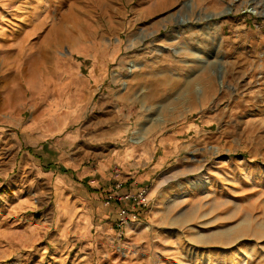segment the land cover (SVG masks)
Returning a JSON list of instances; mask_svg holds the SVG:
<instances>
[{"label": "rangeland", "instance_id": "374dc122", "mask_svg": "<svg viewBox=\"0 0 264 264\" xmlns=\"http://www.w3.org/2000/svg\"><path fill=\"white\" fill-rule=\"evenodd\" d=\"M120 160L173 210L116 238ZM0 264H264V0H0Z\"/></svg>", "mask_w": 264, "mask_h": 264}, {"label": "crops", "instance_id": "0c3cea01", "mask_svg": "<svg viewBox=\"0 0 264 264\" xmlns=\"http://www.w3.org/2000/svg\"><path fill=\"white\" fill-rule=\"evenodd\" d=\"M153 79H154V76H152L151 78H149V77L142 78V79H140L139 84H141V86H145V87L147 86L148 87V86H150V82H152V87H153L156 84V82ZM170 81H171V79H169V82ZM103 82L105 83V77L104 78L100 77L98 84H100V83L102 84ZM183 84H184V82L182 83V85ZM100 86L98 88H100ZM186 86L187 85L185 84L184 88L182 90H180L181 88H177L176 92L182 91L185 94V92H187ZM152 89L155 90V87ZM171 89L172 88L170 87L169 91ZM201 91H202V93L205 94L204 89H202ZM184 96H186V94ZM165 98H168V97L166 96ZM199 98L202 99V97L200 95H199ZM164 142H165L164 144L162 143L163 145L162 144L157 145L156 149H154L152 151H149V152H147V151L143 152L142 151L141 154L139 153L140 156H142V159L145 158L148 161L150 160V162H151V165L149 166L147 171H145L144 173L142 172V174H140L141 175L140 180H146V181H151V180L155 181L156 179L158 180V178L161 176V174H163L166 170H168L170 168V166H168V163L166 161V158H167L166 156H168L167 152L169 151V149L172 147L173 144H171L169 141H164ZM172 143H175V142H172ZM165 144H167V145H165ZM158 151H159V153H158V159H157V158H155L156 157L155 155L157 154ZM154 159H156V161H154ZM119 162L122 163V165H123L122 169H124V170L119 169V174L117 176L114 173V170L112 168H111V172L109 171L108 174L102 173V176L105 177V181H102V179H101L103 184H105V185H103L104 186L103 190H102V192L94 193L95 195L92 194L93 198L89 199V202H91V203L93 200L92 204L94 205V207H82V209H83L82 213L84 215L81 217V221H83V222L87 221V222L91 223L92 219L97 216V215L95 216V214H97L99 211H101L105 207H107V206L101 205V203H103V202L97 203V202H94V200L99 199V197H98L99 194H104V193L109 192L117 182L122 184V189H124V190H126V188L128 189L129 187H133L134 191H137V189L144 186V184L139 185L138 183H136L134 181L135 175L133 173H131L130 170H128V168H130L132 163H129L128 160H124V161L120 160ZM112 178H113V180H112ZM92 183L96 184L97 181H93ZM145 186L148 187L147 198L149 200V203L147 204V206L134 207V201H130V203H129V207L132 210H134V208H135L136 211L139 213L140 217H139L138 221H134L133 223H131L127 226H121L119 224V220H120V216H121L120 213H118L117 215L113 214V212H117V211L119 212V210L115 208L116 210L113 211L109 208L108 218L110 221L107 219L106 223H108V224L113 223V225H111V229H112L111 231L114 233L113 236H115L116 238H119V237L122 238L123 236H125L129 232H132V230H135V229L143 226L144 222L147 219H149L150 217H152L150 215V213H154L157 216L162 211L173 210L172 209L173 207H164V209H160V207H155L157 205L156 202H155L154 207H151L152 204H154V201H152L153 200L152 198L158 193L157 188L159 187V185L156 186L154 191H152V192L150 190V186H148V185H145ZM109 207H113V206L110 205Z\"/></svg>", "mask_w": 264, "mask_h": 264}, {"label": "built area", "instance_id": "2783aa9c", "mask_svg": "<svg viewBox=\"0 0 264 264\" xmlns=\"http://www.w3.org/2000/svg\"><path fill=\"white\" fill-rule=\"evenodd\" d=\"M116 176L119 174V169L116 167L114 169ZM148 189L147 187H140L137 191H134L133 187H129L126 190L122 189L121 183H116L113 188L106 193L104 201L106 206H119L120 220L119 224L121 226H127L134 221H138L139 213L132 210L129 207L130 201H134V207L147 206L149 200L147 198Z\"/></svg>", "mask_w": 264, "mask_h": 264}, {"label": "trees", "instance_id": "16d2710c", "mask_svg": "<svg viewBox=\"0 0 264 264\" xmlns=\"http://www.w3.org/2000/svg\"><path fill=\"white\" fill-rule=\"evenodd\" d=\"M27 151H28L30 154H31V152H32V154H33V152H34V151L31 149V147L27 148ZM38 158H40V157L38 156ZM59 168H60V170H61L62 173H65V172L68 173V172H70V170H66V168H63V167H61V166H60Z\"/></svg>", "mask_w": 264, "mask_h": 264}]
</instances>
